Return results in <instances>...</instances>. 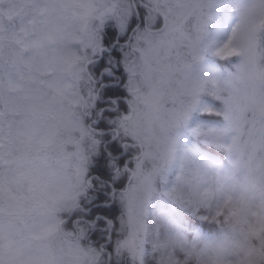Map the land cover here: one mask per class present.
<instances>
[{
    "label": "rangeland",
    "instance_id": "374dc122",
    "mask_svg": "<svg viewBox=\"0 0 264 264\" xmlns=\"http://www.w3.org/2000/svg\"><path fill=\"white\" fill-rule=\"evenodd\" d=\"M154 1L155 2H151L156 6H152L160 15V20L154 14L155 10L151 11L152 6L142 7L143 9H140L141 13H147L148 24L151 27H144V31H139L137 35L133 37L138 44L141 43L153 47L156 41L152 34L156 37V33L160 32L162 29L160 28V23L163 22L164 26L163 18L169 14H175L177 6L185 4L188 0H166L162 6L159 4L160 0ZM260 1L261 2L258 3L255 2V0H232L229 3L232 11L228 14L232 15V17L225 16L224 20H222L224 17L218 18L221 19L220 21L217 20L216 17L220 11L219 7L223 4L224 0H191L192 3L197 5L199 11H202L210 17L207 25V35L204 37L200 49L192 56L190 62L179 57L177 58L179 62L176 60L174 53L179 54L181 48L177 51H173L175 46H170L165 49L167 56L171 55L174 57L175 60L173 63L161 62L162 64L160 66L156 65L155 61L158 60L160 54L156 55L153 59V68L150 70L152 74L146 70L144 83L141 85L138 92L132 94V100H129L127 115H124L122 118L123 121L128 122V125L122 129L121 121L119 123V128L123 136L129 137L131 139L129 141L138 146L136 148V151H139L138 154L146 155V152H141L139 147L141 149V147L149 146L151 154H169L173 161L172 169L176 163L177 166H179L181 156L189 147V141L184 132L186 128H184L183 125H179L181 121H185V111L181 114L183 110L178 106L174 118H170V113L165 108V102L169 97L161 95L158 90L165 88L173 90L177 104L181 100L183 101L182 105H184L188 116L190 114L192 115V109L202 108L208 110V108L213 105L211 100H205L203 98L198 100L197 96L192 98V94H196L195 91L202 90L197 80L209 82L211 84V90H213V87L216 85L215 83L221 75V70L217 67L214 60L218 58L215 53V48L219 47V45L231 35V30L238 22L241 15H247L250 19L257 22L264 21V6L261 7L262 1L264 0ZM15 2L16 3H14V1L9 2V0H5V3L12 6L6 10L16 7L19 8L20 13V9L24 10L26 7L27 10H30L31 13L33 11L34 13L32 16L31 14L28 15L31 17L29 22L30 35L25 40L27 44L33 45H37V43L40 42L36 36L39 32H48L49 39L53 42H57L68 38L75 29H79L82 36L80 39H83L86 25L91 27L100 21L112 20L116 16L126 18L131 12H135L139 5L137 0H15ZM35 4H38L37 7L41 9L35 8ZM209 4L212 6L209 7ZM68 8L72 9L69 13L67 11ZM75 9L77 11H75ZM94 10L97 12L95 15H93ZM63 12L65 13L64 16ZM19 13H14V15H12L14 18L4 25V30L10 28L15 31L18 25L22 26L24 24L22 19L24 14ZM92 16L94 17L90 21V17ZM76 17L79 19H76ZM17 19L20 20L19 24L17 23ZM185 19L187 20L188 17H185ZM189 23L192 27V25L195 26L196 22L192 19ZM262 28H264L263 24L261 25V23H258L255 32L245 31L239 34L236 43L244 49V56L254 55V42L257 32L261 33ZM144 32L150 33V35L147 36L148 39H142ZM139 35L141 36L138 39L137 36ZM58 49V46L53 45L49 52V56H40V52H38L40 50L37 49L36 57L30 59L32 63H36L39 67L46 68L45 72L50 75L48 78H46V76L42 77V82L40 84H44L46 81L48 86L55 89L59 95L65 94L69 105L62 103L51 105L50 113L52 117L48 118L47 124L42 125V121L38 122L35 119L25 121L20 119L17 123L19 129L16 133V141L19 144L31 139L34 146L43 147L50 151L55 150V160L52 163L51 161L46 162L47 160L41 162L40 159L42 157H32V163L26 161L21 164L18 159H15L14 166H11L6 172L10 186L16 187L18 184L25 183L22 190L27 188V183H29L27 182V177L29 175L32 180H37V177H43L37 181V185L32 186L28 202L26 203L22 200L24 204L20 203V211L11 210L10 204L8 207L11 209H8L6 205L0 202V212L4 215L6 214V216L9 215L12 217L11 220H8L6 216L2 218L3 220L0 219V233L6 236H16V240L12 243L11 249H6V247H4L1 255L7 259L8 264H89L91 262L90 252L96 253L97 256L99 254L106 256L102 248H99L93 241L87 239L88 226L86 224L74 225L69 219L71 217L72 208L76 206V202L69 190L78 187L84 178L83 161L85 160L87 152L85 146L80 144V142L84 141L86 138H88V144L92 141L89 129L84 130L83 124L81 123V118L84 116L86 110L85 108L80 110L84 104L80 102V100L89 97V89L91 86H85V93L84 90H82L83 93L78 89L77 91L71 90L73 84L71 78H77L79 76L81 80H86L88 76L86 73H79L81 70L80 63L82 64L83 71L88 70L86 67L84 49L82 50L83 56L79 58L73 57L68 50H64L63 48ZM156 53L157 52H155L154 55ZM241 57L242 56L238 57L239 62H241ZM255 60L258 63V57H256ZM74 67L77 69V74H75L76 70L73 71ZM68 68H70L69 76L72 75L71 77L67 75ZM48 69L50 71H48ZM4 74H6L5 79H7V82H11L12 76L15 75V73L12 74L11 72ZM245 89L247 90L243 96L254 95V98H263L264 96V94L258 90H254L251 93L252 95H248L246 93L248 88ZM148 93H153L157 96L153 100L155 104L151 112L145 107L142 108V105L146 102L144 97ZM74 102L80 103L74 105ZM232 104L233 110L228 113L227 118H225L223 109H221V117L225 119V122L223 121L222 135L217 142L226 148L229 162H234V164L242 162V164H245L248 159V157L245 156L246 152L238 140L236 144H233L232 138H237L241 126L240 124L245 118L247 107L240 102V98L238 97L232 99ZM72 106L75 110L70 109ZM89 107L90 105L88 109H90ZM134 107H137L138 110L131 112L130 109ZM212 108L219 109L215 106ZM144 111L146 113H144ZM136 115L139 116L136 117ZM124 117H131L132 120L125 119ZM29 121L34 122V124L28 123ZM152 121L154 122L153 126H151ZM165 131L173 134L170 143H164L160 140L161 134ZM83 132L85 133L84 135H82ZM145 133L147 134L145 135ZM77 134L78 136L82 135L81 141L79 138L73 141L72 137ZM58 135H65L62 143L66 146L67 152H57L56 145L58 144L54 141H57L56 137H58ZM133 139L136 140V142H134ZM76 146L78 148L74 150ZM177 147L179 149H177ZM136 151L134 150V152ZM20 157L28 158V156H19L17 158ZM207 163L209 166L211 165L210 161ZM211 169L215 172L214 189L216 195L214 205L216 210L218 211L225 201L224 204L229 206V212L231 214L241 213L242 216L250 218V220L254 222L255 225L250 224L249 226V230H252L253 235H255L258 230L264 232V201L256 195L253 190H248L245 184H241V186L236 185L231 179L229 170L223 165L211 166ZM147 171H150V169H147ZM169 173L170 172L166 174ZM135 178H137L136 175ZM150 180H152V178L149 179L147 177V179L139 185L135 180L134 187L139 195L127 202L129 205L133 206L131 215L133 224L145 217L142 213L143 209L149 211L158 207L154 204L155 202L152 198L154 188L150 184ZM162 191L164 192V188ZM219 193L225 197L222 199L220 197L218 198ZM38 199L43 200L38 201L40 203L34 208ZM32 205L33 208H30ZM243 207L248 211V216L243 214ZM5 208L7 209L5 210ZM158 211H160V209H158ZM217 211H214V214H216ZM15 212H17V214L20 212V215L18 214L19 216L16 217L15 214H11ZM159 215L160 217L163 216L162 214ZM200 215L204 216L202 213H199V216ZM20 216L23 217V219ZM209 217L215 218L212 212L209 214ZM134 225L138 227V224ZM119 226L121 232L122 224L120 222ZM159 230L160 229H158V231ZM132 233L133 232L127 233L125 239L132 238ZM175 236L178 235L175 234ZM244 237V234H233L232 238L225 242V244H221L217 240L209 239L202 240L198 244V237H193L188 245H195L196 260L194 264H264V255L258 254L259 257L263 256L261 258L262 260H260L257 255L251 254V249H248V246L244 243L246 238ZM1 240L4 241L3 238H1ZM117 241L115 249L120 251L122 249L120 246L122 241L120 239H117ZM140 241L141 238H138L136 241L137 247L135 253L130 252L132 264L138 262V248H142V245L140 246L139 244ZM5 244L6 243H2L3 246ZM6 245L8 246V244ZM179 248L181 249L182 245ZM190 250L191 253L186 251V255H183L179 259L181 260L178 261L179 263L192 264L191 247ZM97 256H95V258H97ZM187 259H189L188 263L186 262ZM261 261H263V263Z\"/></svg>",
    "mask_w": 264,
    "mask_h": 264
},
{
    "label": "trees",
    "instance_id": "16d2710c",
    "mask_svg": "<svg viewBox=\"0 0 264 264\" xmlns=\"http://www.w3.org/2000/svg\"><path fill=\"white\" fill-rule=\"evenodd\" d=\"M10 1H14V3H16L15 0H9V2ZM151 1L155 2L154 0H145V2L152 6L154 4H152ZM165 2L166 0H160V6H162ZM255 2L260 3L261 1L255 0ZM229 3V0H224L223 4L219 7L220 11L218 13V16H215L216 18H222L226 13H230L231 7L229 6ZM262 4L261 7L264 6V1H262ZM37 5L38 4H35V8L37 7ZM10 7L12 6H10V4L8 3H5V0H0V202L6 205V207H8V205L10 204L12 209L10 207H8V209L20 211V203L24 204L23 201H25L26 203L28 202V197L31 194L32 186L37 185V181L43 177H37V180H32L29 175L27 177V182H29L31 185L27 183V188L25 190H22L25 183L18 184L16 187L9 185V180L7 177L8 175H6L7 170L11 166H14L15 159H18L22 164L26 161H30V163H32V157H42L40 159L41 162L47 160L46 162L51 161L52 163L55 160V150L50 151L48 149H44L43 147H39L40 150H37L38 147L34 146L31 139H28L24 143L19 144L16 141V133L19 129L17 123L20 119H22V121L35 119L38 122L42 121V125L47 124L48 118L52 117L50 113L51 105L56 103L69 105L68 101L66 100L65 94L59 95V93L55 89L48 86L46 81L44 84H40L42 82V77L46 76V78H48L50 75L45 72L46 68L39 67L38 65H36V63H32L30 59L36 57L37 49L40 50L38 51L40 52V56H49V52L52 49L53 45L58 46L59 49L63 48L64 50H68V52L72 54L73 57L77 58L83 56V48L79 47L78 45V42L82 37L79 29H75L71 33V35L68 36V38L57 42H53L49 39L48 32H39L36 34V36L38 41L40 42H38L37 45L27 44L25 40L30 35L29 22L31 20V17H29L28 15L31 14L32 16L34 15V13L33 11L31 13L30 10L26 9V7L24 10L20 9V13L19 8H16L14 6V9L6 10ZM143 7L146 6L143 5ZM37 9L41 8L37 7ZM70 10L72 9L68 8V13L70 12ZM154 10L155 9H153L152 6L151 11ZM75 11L77 10L75 9ZM14 13L24 14V17L22 18L24 24L22 26L18 25L15 31L11 30L10 28H6L4 30V25L14 18L12 16L14 15ZM65 13L67 14L66 10ZM65 13L63 12V16L65 15ZM96 13V10H94L93 15H95ZM154 14L160 20L161 17L156 10L154 11ZM93 17L94 16L90 17V21L93 19ZM229 17H232V15H229ZM76 19L79 18L76 17ZM19 21L20 20L17 19L18 24ZM262 24L264 26V23H261V25ZM192 27L194 26L192 25ZM160 28H164L163 22L160 23ZM142 30L144 31V27H141L139 31L141 32ZM261 31V33L257 32L253 47L254 55H252V57H254L255 59L256 57H258V63L264 64V28H262ZM148 35H150V33L144 32L142 35V39H148ZM156 35L157 36L155 37V35L152 34V36H154L155 38V41L160 38L158 33H156ZM140 36L141 35L137 36V38L139 39ZM140 45L143 44L140 43ZM143 46L149 47L146 45ZM195 53H197V51L193 50L192 48L182 47L181 52L179 54L174 53V56L178 62V57L185 59L187 62H190L192 56H194ZM158 54H160L157 60L159 62L173 63L175 60L173 56H167L165 49L162 51H157L153 59ZM238 57L239 56H234L228 59L215 58L214 60L217 64V67L221 70V75L218 81L215 83L216 85L213 87V90H211V84L209 82L202 81L197 78L199 87H201L202 90L195 91L196 94H192V98L197 96L198 100L200 98L211 100L213 102V105H211V107L215 106L221 110L223 109V100L225 98L242 97L243 94L235 95V89L237 87L232 86L235 73V68L233 66L240 63ZM155 63L157 62L155 61ZM80 67L81 70L79 71V73L87 74L86 71L82 70L83 67L81 63ZM75 70V74H77L76 67L73 68V71ZM48 71L50 70L48 69ZM69 71L70 68H68L67 71L68 76L70 73ZM10 72L12 74L15 73V75L12 76L11 82H7V79H5L6 74L4 73L8 74ZM88 76L86 80H81L79 76L77 78H71V80H73L71 90L77 91L78 89L82 93V90H84L85 93V86H91V77ZM217 89H220L221 91H217ZM254 90H258L259 92L264 94V85H256L248 88V91L246 93L248 95H252L251 93ZM156 97V94L148 93L144 97V99H146L144 105L147 104L152 109L153 105L155 104L153 100ZM251 97H254V95H252ZM130 100H132V98ZM80 102L84 103L83 107H81L80 110L85 108V110L87 111L89 105V108L92 107V101L89 99V97L84 100H80ZM79 103L74 102L73 104L76 105ZM182 103L183 101L181 100L177 105L181 110H183L181 111V114L185 111V118L183 117L185 121H181L179 125H183V127L186 129L189 126L197 127V125L192 123L191 114L189 116L187 115ZM70 109L75 110L73 106L70 107ZM135 110H138V108L134 107L133 109H130L131 112ZM194 110H199V112L201 113L207 111L202 108L192 109V113ZM149 111L151 112V110ZM144 113L146 112L144 111ZM137 116L139 115H136V117ZM124 118L132 120L131 117ZM205 119L210 120L214 124H218L221 129L223 128V121L225 122V119L222 118L221 115L219 117H206ZM85 121V117L83 116L81 118L83 129L88 130ZM28 123L34 124V122L32 121H29ZM127 125L128 122H125L122 119V129ZM153 125L154 122L152 121L151 126ZM240 125L241 126L238 131L237 140L242 144L244 151L246 152L245 156L248 157L247 162L245 164H242V162H238L236 164H234V162H229L227 159L226 148H224L219 142H217L219 138L208 139L206 146L197 145V140L200 142V145H204V142L206 140V137L204 135H200L196 139L192 140L191 147L198 150L201 155L200 164L202 167L200 170V178L193 180L191 165L186 166L183 171H180L177 163L173 167V169H171L170 173L166 174L165 179L152 177V180L149 181L154 188L152 198L155 202L154 204L158 207L149 211L143 209L142 213L145 217L134 222V224H138V227H136L133 224V219L131 217L133 206L129 205L127 202L122 205V212L118 218V222L122 224L121 235L118 238L122 241V243L120 244L122 249L120 251L116 250V254H118L119 256L131 258L130 252L135 253V249L137 247L136 241L138 240V238H141V241L139 243L140 246L142 245L143 248L145 244H147L148 249L151 250V254L145 260L144 257L137 253L138 262H134L133 264H183L179 263L178 261H181L179 259L183 255H186V251L191 253L188 243L191 237L193 238L194 236L191 230L187 229L185 225H187L190 220L195 219L201 224H206L208 226L198 234L199 240L207 238L209 240H217L225 244V242L229 241L232 238L233 234H244L246 237H244V243L248 246V249H251L250 253L257 255L258 258L262 260L261 258L263 256L259 257L258 254L264 255V232L262 230H258L257 233L253 235L252 230H249V226L250 224L255 225L254 222L251 221L250 218H245L244 216H242L241 213L231 214L229 212V206L224 204L225 201L218 211L216 210L214 205L216 195L214 189L215 172L212 171L211 166L217 165H223L229 170L231 179L236 185L241 186V184H245L248 190H253V192L256 193V195H258L264 201V108L255 110H250L249 108H247L245 111V118ZM84 134L85 133L83 132L82 135ZM146 134L147 133H145V135ZM82 135H74L72 137L73 141L77 140L78 138L81 141ZM64 138L65 135H58V137H56L57 141H54L58 144L56 145V148L57 152L59 153L61 151L67 152L66 146L62 143ZM87 140L88 138L80 142V144L85 146V149L91 144H88ZM129 140L131 139L129 138ZM133 141L136 142V140L134 139ZM77 148V146L74 147V150H76ZM177 149L179 148L177 147ZM134 150L136 151V149ZM134 150L133 155H137L139 151L137 150L136 152H134ZM139 150H141V152L143 153L146 152V154H151V149L149 146L141 147V149L139 147ZM86 152L87 155L85 159L92 154L91 151L86 150ZM19 156H28V158H17ZM208 161L211 162L210 166L207 163ZM135 175L137 176L135 180L138 185L143 183L144 180L147 179L146 175L134 173V176ZM177 177L179 178L177 179ZM163 188L164 192L162 191ZM136 193H138L137 190H135V195L133 198H136L137 195H139V193ZM219 197L222 199L225 196L220 195L219 193L218 198ZM42 200L43 199H38L34 205V208L40 203L38 201ZM30 208H33V205ZM6 209L7 208H5V210ZM75 209L76 206L72 208L71 216L73 215ZM158 209H160V211H158ZM242 210L243 214L248 216V211H246L244 207ZM210 211L213 213L215 218L209 217V214L211 213ZM214 211H217L216 214H214ZM199 213H202L204 216H199ZM11 214H15L16 217H18L20 215V212L18 213L19 215L17 214V212ZM159 214H162L163 216L160 217ZM5 216L6 214L4 215L2 212H0V219L4 218ZM6 217L8 218V220L12 219V217L9 215H7ZM21 218L23 219V217ZM158 229L160 230L158 231ZM129 231L133 232L131 235L132 238L125 239V235L127 233H131ZM175 234H177L178 236H175ZM1 238H3L4 241H2ZM15 240L16 236H6L0 233V264H8L7 259L5 257H2L1 255L4 247H6V249H11L12 243ZM117 242V239L114 240L115 247L117 246ZM2 243H6L8 244V246L6 244L3 246ZM181 245L182 248L180 249L179 247ZM116 254L113 255L112 264H116ZM95 256H97L96 253L94 254L90 252L91 262L89 264H108L106 256H102L100 254L97 256V258H95ZM191 258L192 264H194L196 260L195 245H192ZM186 262L188 263L189 259H187ZM261 262L263 263V261Z\"/></svg>",
    "mask_w": 264,
    "mask_h": 264
},
{
    "label": "snow or ice",
    "instance_id": "6c2138e0",
    "mask_svg": "<svg viewBox=\"0 0 264 264\" xmlns=\"http://www.w3.org/2000/svg\"><path fill=\"white\" fill-rule=\"evenodd\" d=\"M211 6L209 4V7ZM142 7L143 5H138L136 11L126 18L116 16L91 27L86 25L85 35L78 42L79 47L84 49L86 67L91 77L89 99L92 101V107L84 113V117L92 136L91 144L86 150L92 154L83 161V181L78 187L69 190L76 202V209L69 219L74 225L88 226L87 239L104 250L108 264H112L113 255L116 254L114 240L121 235L118 218L122 205L135 195L134 173L146 175L149 179H165L166 173L171 171L173 165L171 156L166 153L133 155V150L138 146L130 144L129 137L121 134L119 123L123 116L127 115L132 94L138 92L144 83L146 70H152L154 53L170 46H175L173 51L182 47L198 51L207 35L210 20L208 15L198 10L196 4L188 0L185 4L177 6L175 14L163 18L164 28L158 33L160 38L155 42V46L144 47L133 39L141 27H151L147 13H141ZM192 19L196 22L194 27L189 23ZM258 23L264 21L257 22L247 15H241L233 26L231 35L215 48L217 57L228 59L243 56L244 49L236 43L239 34L245 31L255 32ZM233 67L235 76L242 69L243 63ZM158 91L161 95L169 97L165 108L170 113V118H174L178 105L173 90ZM245 91V87H237L235 95H242ZM232 99L233 97H229L223 100L225 118L233 110ZM143 107L153 110L148 105ZM221 114L220 109L212 107L204 113L194 110L191 120L197 127L189 126L184 129L189 147L181 156L179 169L183 171L186 166L191 165L193 180L200 178L202 166L200 152L191 147V141L204 135V145H200L198 140L197 145L206 146L208 139L220 138V126L205 118L219 117ZM172 136V133L165 131L160 140L170 143ZM232 143L236 144L237 138L233 137ZM185 227L195 235L208 226L192 219ZM138 253L146 260L151 250L145 244L143 248L138 249ZM116 264H132V259L116 254Z\"/></svg>",
    "mask_w": 264,
    "mask_h": 264
},
{
    "label": "clouds",
    "instance_id": "9594fccd",
    "mask_svg": "<svg viewBox=\"0 0 264 264\" xmlns=\"http://www.w3.org/2000/svg\"><path fill=\"white\" fill-rule=\"evenodd\" d=\"M242 69L234 76L233 87L251 88L256 85H264V64L256 62L251 55L242 56ZM240 102L250 110L264 108V98L251 96L240 97Z\"/></svg>",
    "mask_w": 264,
    "mask_h": 264
},
{
    "label": "flooded vegetation",
    "instance_id": "af4514ba",
    "mask_svg": "<svg viewBox=\"0 0 264 264\" xmlns=\"http://www.w3.org/2000/svg\"><path fill=\"white\" fill-rule=\"evenodd\" d=\"M139 5H144V6H150V4H148L147 2H145V0H137ZM90 76V75H89ZM131 144V141H128ZM133 144V143H132Z\"/></svg>",
    "mask_w": 264,
    "mask_h": 264
}]
</instances>
